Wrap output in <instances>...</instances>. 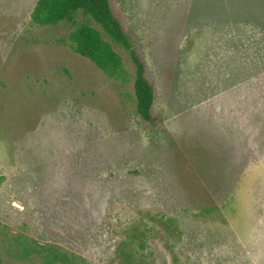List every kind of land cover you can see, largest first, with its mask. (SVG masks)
<instances>
[{"label": "rangeland", "instance_id": "rangeland-1", "mask_svg": "<svg viewBox=\"0 0 264 264\" xmlns=\"http://www.w3.org/2000/svg\"><path fill=\"white\" fill-rule=\"evenodd\" d=\"M37 1L0 0V264H264V1L110 0L155 124Z\"/></svg>", "mask_w": 264, "mask_h": 264}, {"label": "trees", "instance_id": "trees-1", "mask_svg": "<svg viewBox=\"0 0 264 264\" xmlns=\"http://www.w3.org/2000/svg\"><path fill=\"white\" fill-rule=\"evenodd\" d=\"M242 2L232 7L234 14H238L247 6V0ZM251 13L254 18L249 19L251 22H248V25H253L264 33V19L260 12L255 9ZM31 18L32 22L40 27H53L61 23L71 25L74 30L70 40L75 52L89 59L111 78L124 72L123 59L114 49V45L127 51L135 66L136 112L144 121L155 124L156 119L152 113L156 100L154 87L146 76L145 64L138 56L130 36L115 16L110 0H38ZM217 18L213 21L222 22L226 18L231 20L227 16ZM233 22L245 24V21L241 20ZM225 183L226 179L219 186Z\"/></svg>", "mask_w": 264, "mask_h": 264}]
</instances>
